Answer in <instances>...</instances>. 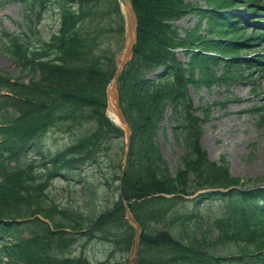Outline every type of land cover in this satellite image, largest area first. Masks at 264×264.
<instances>
[{
	"label": "trees",
	"instance_id": "obj_1",
	"mask_svg": "<svg viewBox=\"0 0 264 264\" xmlns=\"http://www.w3.org/2000/svg\"><path fill=\"white\" fill-rule=\"evenodd\" d=\"M20 1L35 21L26 17L19 35L3 32L2 51L20 74L0 70V264H126L135 229L125 206L141 227L134 264H264V187H244L223 158L208 157L200 142L204 119L196 113L211 106L194 108L188 96L189 85L210 88L245 71L264 73L263 51L243 53L264 38V0H130L137 41L118 78L131 129L122 174L124 133L106 116L123 36L117 0ZM47 9L57 13L58 27L42 38L35 26ZM189 14L198 21L180 36L176 23ZM168 110L173 145L181 149L174 171L158 142ZM85 124L64 148L41 150L47 133ZM110 145V155H101ZM34 150L38 156L30 159ZM88 166L105 169L99 186L83 177ZM76 176L83 205L105 195L103 209L85 213L50 201L55 178L68 183ZM213 189L226 191L186 198ZM92 242L109 248L104 260L87 257Z\"/></svg>",
	"mask_w": 264,
	"mask_h": 264
},
{
	"label": "rangeland",
	"instance_id": "obj_2",
	"mask_svg": "<svg viewBox=\"0 0 264 264\" xmlns=\"http://www.w3.org/2000/svg\"><path fill=\"white\" fill-rule=\"evenodd\" d=\"M187 1L204 5V0ZM26 17L35 21V16L28 10L26 3L20 0H0V70L14 77L19 76L20 68L10 56L5 55V52L2 51V41L5 40L3 32L13 35L25 32ZM197 21L198 19L193 14L178 21L176 25L179 28L180 36L184 35L185 30L195 27ZM252 24L250 23L249 26ZM57 27V13L47 9L41 13L35 30L40 37L47 38ZM203 28H205V19L201 22V30ZM250 33L251 29L247 34ZM252 42L249 44L251 45L250 50H244L243 53L264 52V38L258 44L252 45ZM106 44L114 49L112 37L106 39ZM177 56L180 61H187L179 49ZM197 73L198 70L195 71V76L199 77ZM188 96L194 108L211 106L206 114L202 111L196 113L197 117L201 120L204 119L200 123L202 129L200 142L207 151L208 157L211 160L223 158L230 175L239 178L244 187L255 188L264 185V121H261L264 116V73L254 70L245 71L242 78H236L226 84H214L210 88L204 86L196 88L189 85ZM168 117H170L169 110L159 131L158 142L163 157L174 171L181 149L173 145ZM87 127L89 125L85 124L82 128H74L70 132L57 130L49 132L42 138L41 150L55 152L62 149L72 143L85 129L87 130ZM112 148V145L108 146L101 155L108 157ZM36 156L38 155L35 150L29 153L30 159ZM103 165V161H101L100 166ZM104 170L99 169L98 171V169L88 166L83 170V177L87 178L88 182H94L95 186H99L98 178L102 176L100 171ZM77 178V176L74 177L73 182L68 183L60 177L55 178L48 191L50 201H54L58 208H80L85 213H89L90 206H94V209H103L106 204L105 195L101 196L95 204L83 205L82 183H77ZM98 193L101 194V190ZM187 198H191V196L188 195ZM79 250L78 247H75L72 249V253H78ZM108 252L107 246L92 242L85 254L92 261H100L105 259ZM130 255L131 251L128 252L127 263Z\"/></svg>",
	"mask_w": 264,
	"mask_h": 264
},
{
	"label": "water",
	"instance_id": "obj_3",
	"mask_svg": "<svg viewBox=\"0 0 264 264\" xmlns=\"http://www.w3.org/2000/svg\"><path fill=\"white\" fill-rule=\"evenodd\" d=\"M122 1H123V5L121 6V14L123 17V24H124L123 42L120 51L117 53L115 57L116 68L106 91L108 108L112 104L114 111L119 119V122H115V124L118 125L124 132V149H123L121 173L123 172L126 165L129 143L131 138V129L128 123L126 122L119 106L117 81L125 65L132 58L133 46L136 42V30H137V19L131 1L130 0H122ZM125 218L129 222V224L132 225L136 230L134 236V245L131 250V255L127 263V264H133V260L137 256L141 227L136 222V220L132 216L127 206L125 207Z\"/></svg>",
	"mask_w": 264,
	"mask_h": 264
},
{
	"label": "bare ground",
	"instance_id": "obj_4",
	"mask_svg": "<svg viewBox=\"0 0 264 264\" xmlns=\"http://www.w3.org/2000/svg\"><path fill=\"white\" fill-rule=\"evenodd\" d=\"M107 114L112 121L119 122L118 116L116 115L112 104L108 108Z\"/></svg>",
	"mask_w": 264,
	"mask_h": 264
}]
</instances>
